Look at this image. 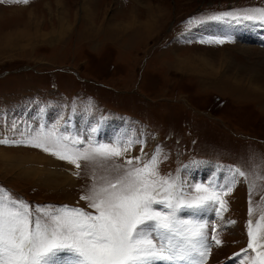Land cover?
I'll use <instances>...</instances> for the list:
<instances>
[{
    "label": "rangeland",
    "instance_id": "obj_1",
    "mask_svg": "<svg viewBox=\"0 0 264 264\" xmlns=\"http://www.w3.org/2000/svg\"><path fill=\"white\" fill-rule=\"evenodd\" d=\"M135 1L0 2V140L8 141L0 143V189L33 210L92 212L80 197L101 177L115 179L114 163L158 154L160 175L178 176L186 191L219 186L227 211L217 202L178 215L208 224L205 264H239L235 254L249 242L250 187L252 219L264 212V25L190 21L264 8V0ZM148 4L149 31L117 32L132 17L146 21ZM209 37L226 42L201 43ZM41 128L69 144L78 137L132 146L103 167L81 160L77 169L28 143ZM64 260L74 264L70 253L52 264Z\"/></svg>",
    "mask_w": 264,
    "mask_h": 264
},
{
    "label": "snow or ice",
    "instance_id": "obj_2",
    "mask_svg": "<svg viewBox=\"0 0 264 264\" xmlns=\"http://www.w3.org/2000/svg\"><path fill=\"white\" fill-rule=\"evenodd\" d=\"M8 2L27 4L29 0ZM225 18L264 25V8L224 12L190 23ZM225 42L212 37L201 40V43ZM68 140V136L56 135L53 130L44 133L41 128L28 143L45 152L51 150V154L68 160L77 169L81 167V160L103 167L104 162L123 156L132 146L131 142L121 147L119 141L109 144L91 138L87 145L78 137L72 138L70 144L66 143ZM0 143L8 141L0 140ZM159 163L158 154L147 161L135 157L124 160L123 164L114 163L112 169L119 175L115 179L101 177L102 183H93L89 194L80 197L88 202L92 212L66 205L54 211L41 206L33 210L26 201L12 198L0 189V264H52L60 253H70L74 264H157L160 261L205 264L210 254L208 224L181 219L178 213L185 209L199 212L217 202L227 211L226 201L220 199L219 186L196 183L186 191L178 176L160 175ZM235 172L245 177L239 169ZM231 190L229 186L223 194ZM251 194L250 187L248 246L234 258H239V264H245V260L250 264H264V212L259 219H252ZM211 239L217 246L222 243L217 236ZM249 249L256 253L252 258L247 255Z\"/></svg>",
    "mask_w": 264,
    "mask_h": 264
},
{
    "label": "bare ground",
    "instance_id": "obj_3",
    "mask_svg": "<svg viewBox=\"0 0 264 264\" xmlns=\"http://www.w3.org/2000/svg\"><path fill=\"white\" fill-rule=\"evenodd\" d=\"M135 1V0H134ZM131 2V1H130ZM136 2V1H135ZM139 3H137L136 2V6L138 5ZM139 7V6H138ZM136 8V7H135ZM134 8V9H135ZM152 8V7H151ZM150 9V5L148 4L147 6H146V9H144V11H145V15L148 17V10ZM139 10V9H138ZM152 14V12L150 11L149 12V17H148V19L146 18L145 20L146 21H144L143 23H139L138 22V17H136L135 19H132V18H134V17H132L128 22H126V23H123V24H119L117 27L119 28V29H117L118 31L117 32H120V33H124L126 30H130V29H133V28H138V27H143V26H145L146 27V29H147V31H149L150 30V28H151V25H152V22H153V20H152V17H153V14ZM123 20V19H122ZM147 20H148V22H147ZM121 23V22H120ZM133 27H132V26ZM91 27V26H90ZM116 27V28H117ZM92 29V28H91ZM182 64L183 63H181L180 64V66H182ZM161 262H163V261H160V262H157V264H165V263H161ZM56 264H69V263H67L66 262V260H64V261H62V262H59V261H57L56 262ZM177 264V263H176Z\"/></svg>",
    "mask_w": 264,
    "mask_h": 264
}]
</instances>
